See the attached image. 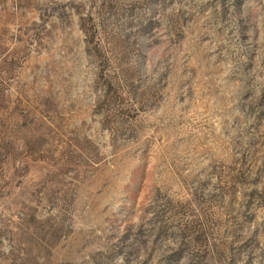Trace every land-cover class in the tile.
Wrapping results in <instances>:
<instances>
[{
	"label": "rangeland",
	"instance_id": "374dc122",
	"mask_svg": "<svg viewBox=\"0 0 264 264\" xmlns=\"http://www.w3.org/2000/svg\"><path fill=\"white\" fill-rule=\"evenodd\" d=\"M0 264H264V0H0Z\"/></svg>",
	"mask_w": 264,
	"mask_h": 264
}]
</instances>
